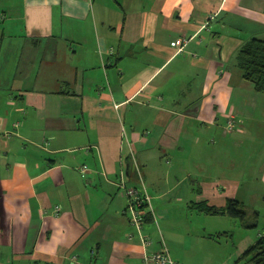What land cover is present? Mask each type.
<instances>
[{"label": "crops", "instance_id": "obj_1", "mask_svg": "<svg viewBox=\"0 0 264 264\" xmlns=\"http://www.w3.org/2000/svg\"><path fill=\"white\" fill-rule=\"evenodd\" d=\"M251 37L264 0H0V264H143L162 240L213 264L190 205L239 194L207 154L255 91ZM125 187L150 198L139 230Z\"/></svg>", "mask_w": 264, "mask_h": 264}, {"label": "rangeland", "instance_id": "obj_2", "mask_svg": "<svg viewBox=\"0 0 264 264\" xmlns=\"http://www.w3.org/2000/svg\"><path fill=\"white\" fill-rule=\"evenodd\" d=\"M242 107L244 113L234 131L224 135L221 127H216L213 136L218 138L210 137L209 141L217 138L219 144L214 147L209 143L212 154H207V159L213 155L212 170L222 164L223 168L218 167L222 177L239 182L237 200L247 217L241 222L225 216H191L206 227L205 235L227 232L213 246V264H245V248L255 242L264 227V92H247ZM187 186L183 183L179 188Z\"/></svg>", "mask_w": 264, "mask_h": 264}, {"label": "trees", "instance_id": "obj_3", "mask_svg": "<svg viewBox=\"0 0 264 264\" xmlns=\"http://www.w3.org/2000/svg\"><path fill=\"white\" fill-rule=\"evenodd\" d=\"M235 60L240 77L250 83L256 92H264V39L251 37L246 40L238 50ZM190 209L197 214L225 216L241 222L247 217L245 211L240 209V201L237 199H227L226 204L221 207L211 205L207 201L195 202L191 203ZM151 217L152 211H147L144 224L152 222ZM223 234L227 232L210 234V237L218 240ZM242 258L245 264H264V227L255 242L243 252Z\"/></svg>", "mask_w": 264, "mask_h": 264}, {"label": "built area", "instance_id": "obj_4", "mask_svg": "<svg viewBox=\"0 0 264 264\" xmlns=\"http://www.w3.org/2000/svg\"><path fill=\"white\" fill-rule=\"evenodd\" d=\"M189 39L180 38L176 41V46L179 52ZM234 127L233 117H229L227 121L226 131H232ZM84 171V168L81 169ZM125 193L129 199L127 211L130 213V221L138 230L144 225V215L147 211H152L150 198L145 191H140L136 188L128 189L125 187ZM147 243V239L143 238ZM143 264H176L171 258L168 249L162 240L160 250L146 255L143 259Z\"/></svg>", "mask_w": 264, "mask_h": 264}]
</instances>
